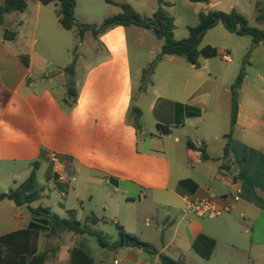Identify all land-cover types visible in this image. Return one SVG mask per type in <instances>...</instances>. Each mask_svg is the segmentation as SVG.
<instances>
[{"label":"crops","instance_id":"obj_1","mask_svg":"<svg viewBox=\"0 0 264 264\" xmlns=\"http://www.w3.org/2000/svg\"><path fill=\"white\" fill-rule=\"evenodd\" d=\"M35 5L30 9L28 2L20 19L13 12L0 23V193L24 182L33 162L40 159L37 177L41 175L38 181L45 188L43 195L57 189L63 196L59 206L66 213H77L69 206L70 189L83 204L84 196L94 201V187L103 196L102 214L98 216L94 209L88 215L114 219L113 223L135 234L144 217L132 206L143 204L148 212L146 227L151 226L152 218L160 238L156 242L141 239L159 253L186 261L195 252L193 241L205 234L216 241L213 255L204 259L207 264H264V50L259 60L250 61L258 68L256 82H249L246 73L232 127L233 83L223 84L212 110L211 95L185 101L164 98L150 90L152 80L136 100L130 38L143 42L140 27L115 26L97 36L87 31L82 39L78 33L70 39L56 4L55 20L39 0ZM209 5L212 10L230 12L238 0H232L226 9L216 8L213 1ZM5 29L16 32L13 40L4 39ZM55 39L67 55L80 46L86 48L84 56H94L85 64L75 59L78 100L72 108L63 104L69 64H59L50 54L54 50L50 40ZM39 42L42 46L36 48ZM216 48L218 55L227 52ZM23 55L28 56V65ZM144 69L141 66L138 71ZM133 105L142 111L140 130L131 122ZM146 112L156 130L142 121ZM159 125L167 126L169 132ZM228 134L232 135L230 152L224 157ZM181 142L180 148L176 144ZM50 153L58 155L78 186L58 180ZM236 195L239 200H234ZM204 198L229 204L231 210L209 221L188 209L190 202ZM32 220L28 206L0 200V264H16L20 256L45 249L54 252L46 264H69L70 249L85 246V235L63 233L48 238L43 231L30 230ZM114 252L123 264H160L158 254L146 257L147 252L139 248ZM99 264L105 261L101 259Z\"/></svg>","mask_w":264,"mask_h":264},{"label":"rangeland","instance_id":"obj_2","mask_svg":"<svg viewBox=\"0 0 264 264\" xmlns=\"http://www.w3.org/2000/svg\"><path fill=\"white\" fill-rule=\"evenodd\" d=\"M27 1L30 4V9H35L36 0ZM166 1L170 2L172 5L167 8V11L176 20L174 33L175 38L180 40L188 36V27L195 26L198 23V14L200 12L212 10L209 5L211 1H213L216 8L226 9L231 6L232 0H209V2H195L193 0ZM76 2L75 17L78 24H101L104 19L119 14L121 12L120 4L122 3L130 4L144 17H151L158 8V0H76ZM0 4H2L1 0ZM42 7L44 11H49L51 13V17L55 20L57 9L55 4L50 6L45 5ZM195 7L196 10L194 9ZM235 10L244 15L249 20V24L251 26L260 29L264 28V21L256 18L259 10L264 11V0H238V5H235ZM15 15V19L21 18L20 12ZM56 25L58 27H62L59 22H56ZM139 29H141L140 31H142L145 35L143 42L138 43L136 38H130V54L133 63L134 81L137 87L135 91L136 100H139L140 87L144 84L142 82V72L138 70L141 66H144V68L149 67L150 64L156 60L157 55L161 53L160 44L163 42L151 34L152 32L143 28ZM40 32L41 29L38 31V38L40 37ZM65 33L70 39L74 38L78 33V27L73 30L65 31ZM52 41L50 40L54 50H52L50 54H52L54 60L59 62V64L63 62H68L66 64H70L77 57L79 63L85 64L94 58L92 54L84 56V49L86 48L80 46L78 48L73 47L71 53L67 55L65 50L59 47L60 41L57 42V39H55L57 43L54 41L52 43ZM207 45L219 47L221 48V52H229L233 63L225 62L222 60L221 55L208 59L201 56L199 59V68H196L188 63L183 57L164 56L160 61H156L155 71L151 76L153 86L150 90L164 98H171L180 101L189 100L194 96L207 93L211 95L210 100L212 110L216 95L219 91L223 90L225 84L234 83L236 76H238L243 68L245 69V73L248 74V81L251 83L256 82L255 76L258 74V68L257 66L250 64V61H256L261 58V51L264 50L263 44L255 45L250 36H237L228 32L222 24H218L215 28L207 32L200 47L203 48ZM41 46L42 44L39 42L36 45V48H40ZM143 101H147V98H144ZM220 117L221 115L219 113L217 116L218 121ZM142 121L153 130H156V126L153 125V118L150 113L146 112ZM192 130H195V127H193ZM176 145L181 148L183 142L177 143ZM38 178L39 180L41 179L40 174H38ZM73 183H75L76 186L79 185L77 180H74ZM91 191L94 195V201L91 202L89 196H84L83 204L75 199L73 189L68 191V198L70 200L69 206L76 208L78 213L77 218L82 222L85 221V218L88 214H90L91 210H98V216H101L102 214L100 205L103 201V196L96 193L94 187ZM62 199L63 196H61L57 189H50L48 195H43L39 200L33 203V206L49 207L61 218H65L67 217V213L59 206V202L62 201ZM132 208H134V210L141 214L144 218L148 215V212L146 211V208H144L143 204H133ZM158 213L164 214V211L158 210ZM144 218L141 219L140 223L134 229L136 230V233L130 234L135 235L140 239L146 238L155 242L158 241L160 233L156 231V223L152 218H150L151 226L146 227ZM207 219L211 221L210 218ZM113 220L114 219H105V221H101L93 227L95 230L103 232L109 239L110 243L117 241L119 238L118 227L116 223H113ZM78 237H80L78 239L82 238V236ZM83 237L86 239V248L89 250L91 255L97 259L98 264L101 259L105 261V264H115V258L118 259L116 264L121 261L119 256H117L114 251L102 248L94 237L89 235H85ZM156 246L160 248L161 244L159 243ZM104 252L106 254L105 257L102 258V256H104ZM150 255L151 254L147 253L146 257H150ZM184 262L185 264H207L206 261L195 252H192V254ZM120 264H123L122 261Z\"/></svg>","mask_w":264,"mask_h":264},{"label":"trees","instance_id":"obj_3","mask_svg":"<svg viewBox=\"0 0 264 264\" xmlns=\"http://www.w3.org/2000/svg\"><path fill=\"white\" fill-rule=\"evenodd\" d=\"M43 5L56 4L58 6L57 15L61 25L67 30H73L78 27V35L82 39L85 32L90 31L93 36H97L115 26H138L145 30L152 31L153 34L163 41L161 53L157 55L156 60L145 68L142 72V82L140 91L146 90L151 84V76L155 71L156 61H160L164 56L183 57L188 63L199 68V59L201 56L211 58L218 55L219 51L212 45L200 47L204 36L208 31L215 28L218 24H222L224 28L237 36H250L255 45H264V28L260 29L249 24V20L236 10L230 12L208 10L199 13V21L195 26L188 27V36L184 39L175 38V19L167 11L172 6L166 0H158V8L151 17H144L138 13L130 4H120L121 12L112 17L104 19L97 24L81 23L78 24L75 17L76 0H39ZM195 2H209V0H193ZM27 0H4L0 5V23L3 22L7 14L13 12H23L27 9ZM257 19L264 21V11L259 10ZM16 32L5 29L3 37L6 40H13ZM25 64H29L27 55L22 56ZM65 72L68 76L67 95L63 100V104L67 108H72L78 100V90L75 85V60H73L66 68ZM245 69L236 77L231 86V126L234 127L237 121L239 111V90L245 78ZM132 124L141 129L142 111L139 107H131ZM163 132L168 133L167 126L159 125ZM231 134L227 135V143L224 148V157L230 152ZM43 158V157H41ZM40 166V159L32 164V171L29 177L18 186L0 193V200L11 199L18 206L26 205L30 209L33 220L30 223V230L43 231L48 238L57 237L63 233H72L75 235H89L94 237L102 248L116 251L123 247L139 248L150 254H158L160 264H185L184 260H176L164 253H159L151 244L142 241L135 235L128 233L122 225L117 223L119 238L117 241L110 243L109 239L103 232L95 230L93 227L105 221L95 214L88 215L82 222L77 218L74 210L67 212V217L61 218L54 213L49 207H34L32 204L39 200L45 188L40 185L37 177V171ZM216 241L214 238L205 234L199 235L192 243L193 250L203 259L208 260L213 255ZM54 254L50 249L35 253L32 256L22 255L16 264H46L49 257ZM95 259L89 250L83 245H76L70 249L69 264H94Z\"/></svg>","mask_w":264,"mask_h":264},{"label":"built area","instance_id":"obj_4","mask_svg":"<svg viewBox=\"0 0 264 264\" xmlns=\"http://www.w3.org/2000/svg\"><path fill=\"white\" fill-rule=\"evenodd\" d=\"M221 57L227 63H232L233 61L231 55L228 52L221 53ZM49 157L55 165V174L58 180L71 185V183L74 181V177L67 173L65 166L60 161L58 155L55 153H50ZM234 200H239V196H234ZM188 209L199 217L212 219L229 212L231 210V206L229 204L219 205V203L214 198H204L190 202ZM115 263H117V261Z\"/></svg>","mask_w":264,"mask_h":264}]
</instances>
